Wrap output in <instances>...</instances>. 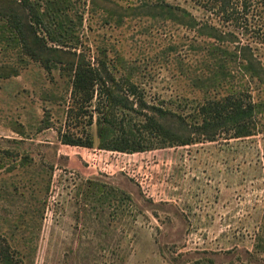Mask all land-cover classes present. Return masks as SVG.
<instances>
[{"label": "rangeland", "instance_id": "obj_1", "mask_svg": "<svg viewBox=\"0 0 264 264\" xmlns=\"http://www.w3.org/2000/svg\"><path fill=\"white\" fill-rule=\"evenodd\" d=\"M73 1L85 19L79 32L89 57L104 45L111 57L122 55L139 67L136 77L150 104L187 116L196 112L193 101L201 95L178 78L170 51L177 43L185 62H198L182 28L149 18L104 26L87 0ZM169 1L208 18L191 0ZM250 1L247 34L238 37L257 46L264 64V0ZM10 2L19 5L0 0ZM7 67L19 76L0 78V149L14 153L0 171V233L15 232L22 248L32 241L34 264H264L257 248L264 234V114L249 138L189 146L147 139L149 149L135 154L71 147L60 133L86 137L97 128L89 126V114L68 116L67 76L57 69L49 75L34 62L23 69L18 51L0 40V68ZM25 156L32 159L28 165L21 164ZM88 180L130 194L127 215L110 208L95 216L93 204L79 196Z\"/></svg>", "mask_w": 264, "mask_h": 264}, {"label": "trees", "instance_id": "obj_2", "mask_svg": "<svg viewBox=\"0 0 264 264\" xmlns=\"http://www.w3.org/2000/svg\"><path fill=\"white\" fill-rule=\"evenodd\" d=\"M13 1L18 7L12 2L0 4L4 20L0 40L18 51L23 69L34 62L49 75L57 69L67 76L73 103L68 116L89 114V126L96 124V132L86 137L60 133L63 145L135 154L149 149L147 139L163 146H189L223 136L249 138L258 132V118L264 114V64L257 46L238 37L248 30L250 0H191L208 16L205 19L169 0H137L127 7L122 0H87L89 13L101 16L104 26L121 27L128 19L149 18L155 24L185 31L188 48L198 56V62H185L177 43L170 51L178 78L201 95L200 102L193 101L196 112L188 116L150 104L136 77L139 67L122 55L111 57L104 45L97 47L94 56L87 55L79 32L85 19L78 15L73 0ZM17 76L19 70L14 67H7V72L0 68L2 79ZM44 126L50 128V121H44ZM13 154L0 149V171L7 170ZM31 161L25 156L21 164ZM79 196L93 204L95 216L110 208L115 209L114 215H127L133 203L127 192L94 180L80 187ZM13 234L0 233V264H34L32 241L23 243L22 248ZM257 248L264 253V234L259 236Z\"/></svg>", "mask_w": 264, "mask_h": 264}]
</instances>
